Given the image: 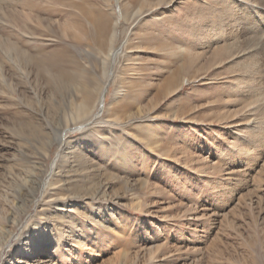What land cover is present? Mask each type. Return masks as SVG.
I'll list each match as a JSON object with an SVG mask.
<instances>
[{"label": "rangeland", "instance_id": "rangeland-1", "mask_svg": "<svg viewBox=\"0 0 264 264\" xmlns=\"http://www.w3.org/2000/svg\"><path fill=\"white\" fill-rule=\"evenodd\" d=\"M65 1L0 0V217L45 227L52 264H264V0H72L102 44ZM123 39L87 118L74 83Z\"/></svg>", "mask_w": 264, "mask_h": 264}, {"label": "bare ground", "instance_id": "bare-ground-1", "mask_svg": "<svg viewBox=\"0 0 264 264\" xmlns=\"http://www.w3.org/2000/svg\"><path fill=\"white\" fill-rule=\"evenodd\" d=\"M63 3L64 4L66 3V5L71 9L78 10V13L76 14L77 18L87 16L92 19L99 33L98 38L102 44L103 38L101 37H104L108 33L110 25H108V23L106 22V19H103L102 22L97 21L95 16L97 13H98L97 15H100V16L101 15L104 16L105 14L102 11H97L96 13L91 8L86 9L81 4L76 3L72 0H68V1L66 0ZM126 42H127L126 39L121 40L117 47L110 48L108 52L106 53L107 55L105 56V58H109L110 66L108 67L107 71L104 73L105 80H104V83H102L100 87L93 85V87L90 88L88 84L83 83V82H82L83 84H80L79 82L78 84L74 83L75 88L77 89V95H79L80 99L78 100L79 102L77 101L75 104L73 103L74 104L73 106L78 112H82V111L85 112L87 114V118L92 116L93 114L92 110L95 107H97L99 111L102 110V108L104 107L105 96L108 91V85L110 84L114 76V73H115L114 66L117 63H121L120 61L122 59H126V56H127ZM96 115L98 114H95V116ZM91 122L93 123V121H89V122L86 121L85 124L82 123L83 125H79V127L82 128L85 125L90 124ZM68 129H71V128L69 127L65 128L63 132L57 133L56 140L59 146H63L65 144ZM56 161H57V156L50 164L47 177H33L30 180L31 189H32L30 196L33 202L37 203L38 206H40L42 203L43 204L54 203L62 199L61 194H56L55 192H53L55 188L54 185L56 182L55 179L53 178L52 181L48 180V177L52 178L54 175H57L55 171L56 166L58 168V165H56L57 164ZM70 175L71 174H69L67 178V182L72 183L74 185H79L80 180L81 181L83 180V178L81 176H78V174H73L72 176ZM27 184L29 185L28 180H27ZM27 184H25L24 186L26 187ZM39 190H41L40 199H38L36 196L37 195L36 193H38ZM41 210L42 209L37 210L36 212L37 215H40L39 213ZM57 210H59V208H57ZM17 211H20V210L17 209ZM16 214L17 216H14V217L13 215H7V214H3V216L5 217L3 216L0 217V254L3 252H6L2 264H52L53 258L51 257L50 253H47L46 251V245H48L50 241L48 240L49 237L47 233H45V231L43 230L45 229V227L42 228V231H37L33 233V229L35 230L36 225H29L28 223L23 224V222L21 221V218H22L21 212H17ZM44 219L46 221L49 219V217H44ZM69 228L71 229V226ZM69 239L70 241H73V238L71 235H69ZM10 242H12V245H10L9 249L5 250L6 246ZM56 242H57L56 244V247H57L58 242L60 243V241L57 240ZM70 245H72V243ZM39 251L45 252L46 254L44 255V257L41 256V257L34 259V257ZM54 251L55 250H53V252ZM16 254L19 256H17Z\"/></svg>", "mask_w": 264, "mask_h": 264}]
</instances>
